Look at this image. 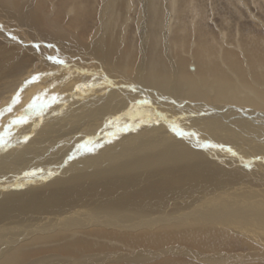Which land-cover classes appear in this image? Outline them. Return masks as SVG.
<instances>
[{
    "label": "rangeland",
    "instance_id": "rangeland-1",
    "mask_svg": "<svg viewBox=\"0 0 264 264\" xmlns=\"http://www.w3.org/2000/svg\"><path fill=\"white\" fill-rule=\"evenodd\" d=\"M16 1L17 0H0V18L1 17L3 18V19L2 18L0 19L1 20L0 21V110L4 111L0 113V195L1 196L8 194V192H13L15 190L19 191L22 189L34 190V189L41 188V187L51 189L53 188L52 186L56 185L60 181L67 180V182H71L74 179L73 178L74 175H76L74 176L75 179L78 180L80 176L84 177L83 175L86 174L85 175L86 178H81V179L85 180L89 177V179L95 182L99 181L98 179L96 180V177L98 175L107 176L108 174L110 175L112 173L114 174L110 175V177L118 176L120 178H126L129 173H134L133 175L135 177L136 176L139 177L141 176L140 173H138L140 168H143L144 166L151 167L153 163L157 161V159H160L161 155L167 154L168 152L170 153L175 150H179V153L182 156L186 158L188 156L189 157L188 159L192 158L194 159V161L195 159L201 160L204 163H206L208 167H214V169H218L219 171L221 170L222 176L226 177L227 181L232 180L231 182L234 186L233 187L234 195L233 194L232 195L235 200L233 199L234 200L233 204H231L232 206L230 205V207L233 208L234 211L236 210L235 211L236 214H234V216H237L241 224L243 223L244 225H241L240 231H238L236 229L234 230L231 227L225 228L221 224L219 225L214 224L212 220L207 221L205 219L204 223L203 222L200 223L199 221H198L199 223L197 222L199 226L196 224H195L196 226L195 225L183 226L184 228L179 226V234L176 235V238L173 237L171 239L167 237L166 238L167 240L163 242L145 240V239L139 238L138 240H136V242L134 241L131 244H128L127 240H125L128 237L124 238V236H128L127 235L128 233L130 234L133 232L131 231L127 232L124 230L122 232L118 230L117 233H111L112 235L107 233L108 236L107 234H105L98 238H91V239H94L90 241V243H92L90 245L91 247L88 246L89 241L87 240L86 242L85 238H80L78 236L79 238L76 237L77 238L76 239L75 236L70 235V234L69 235L59 234V235H56V237L57 236L59 237L58 239H56L55 237L56 241L49 239V240H45L46 242H44V238L41 237L42 234L45 235L43 237H46L48 234H49L48 236L50 237H53V235L55 236L56 231L61 229L58 225V226H55L52 232H49V231H43L40 233L35 232V235L34 233H31L27 237H24L22 239L23 241L21 240L19 245H22L25 242L20 247L22 249L26 248L25 253L23 251L22 252L23 256H21L20 258L21 260L19 259L14 264H25V263L26 264H36V263L37 264H48V262L49 264H264V219H262V217L264 216V157H262V155L264 156V141L250 139L249 135L241 132V130L234 131L235 130L234 128L232 129L229 128L225 131V133L219 134L217 133L218 129L217 130H213V129L205 130L203 128L202 129L199 128L196 130L192 128V126L190 125H189L190 127L189 126L187 127L186 125L181 126V124L177 123V121L179 120L177 118L176 119L174 118L175 116L174 114L176 112H174L175 110L174 111L171 110L173 109L171 108L172 103H169L168 105L166 103H163V104H166V106L163 108L164 110L159 108L161 109L160 114H163V117H165L166 119L168 118L170 122L167 120H163L164 122L159 120L160 121L159 122L156 119L157 116H155V120H157L158 123H156V126H155L154 125L155 123H153L155 120L154 121L152 120L150 121L152 122L151 123L152 125H151L150 123L146 122L147 119L149 118L151 119L154 117L149 112V110L148 112H146L147 110L144 109L143 105L137 106L136 103L138 102H136L134 98H130L132 100L122 99L123 97H127V96L121 93L119 94L118 91H114L111 88H110L111 91L109 90L107 92L103 91L104 93H102L101 91H100L101 93L98 92L97 96H100V97H96L97 98L96 100L93 98V96H90L88 92L87 94L83 93L82 95L84 97L81 96L82 99L79 97L80 98L78 99L79 102L76 101L75 103H70L72 102L71 100L72 98L68 99L65 102L63 101L64 99H59L58 97H56L57 95L51 92L49 93V95L48 94L44 95L43 91L45 92L48 91V89L44 87L45 83H47L49 79H52L51 81L53 82L54 77L55 79H57L59 76L62 75V73H65L64 71L68 70V68L64 70L65 69L64 67L68 66L69 65L68 63H73L72 62L73 60L78 59L80 61L79 63L87 65L85 62L88 59H87V55H85L81 50L83 48L82 44L89 42V40L92 39V37H94L95 32L98 30V27H99V21H98L99 17L98 16H99V10L101 8L102 1L101 0H32V4L30 5V8H31V12H33L34 17L31 18L32 20L31 23L34 24L33 22H35V25L37 27L36 30L34 29V26H31L28 24L27 25L23 24L24 25L23 26L20 22V25H19V23L17 22L18 20H16L17 18L14 15L16 13V15L20 17L19 12L16 11L17 9L15 10V7H12L14 5L13 3ZM201 1L203 2V5H205L204 7L206 9V14L209 19L208 26H209L210 31L206 34V36L210 40L217 39L218 42L219 41L222 42L221 36L219 34H220V29L222 27L221 23L224 17H227L230 24H232L230 25V28H231L230 34L225 39L226 43L225 41L223 43L224 44L223 46L225 48L227 47L228 49V47L238 45L239 43L240 44L238 45L240 46L239 49L243 48V50H245L247 44L251 43L252 41L251 39L258 38L259 40L260 39L264 40V0H243V1L242 0H201ZM140 6H141L140 0H134V11L130 12L131 15L129 14L130 16L129 22L126 23V30H125V38L127 39L128 42L130 43L132 42L136 52L140 51L139 48L141 47L142 44H144L140 36L139 30L136 27L138 25H136L133 22V21L136 22L135 13L137 14L139 13ZM8 7H10V9ZM253 17L257 18L260 22H258L257 20H254L255 18ZM37 18H40L39 20L40 22L37 21ZM41 19H42V24H41ZM8 21L9 22L11 21V23H9ZM38 23H40V25ZM54 23L56 24L57 28L59 27V29L51 26V25H55ZM5 30H6V33L11 36V38L10 37L7 38L8 35L6 37V34L4 33ZM14 30H16V32ZM23 31L27 33L24 32V35H23ZM50 34L53 36V38L52 36L50 37ZM16 37L20 39L21 41L20 44L19 43L16 44L13 40H11ZM28 38L31 42H36L35 47L30 45V43L28 42ZM14 45H16V47ZM243 46H245V48ZM239 49L238 50L236 49L238 58L241 62H243V65H247V52L244 51L245 53L241 54V50ZM263 50L264 49L261 48L260 51H263ZM57 53H59L60 55ZM44 54L45 55L47 54V55L45 56ZM242 55L244 56L245 59L243 58ZM137 56L139 58L140 53ZM49 57H57L58 59L63 60L64 63L63 64L54 63V60L49 59ZM94 62L90 64V67H93V65H95ZM65 63L68 65H66ZM30 64H32L33 66ZM190 64H193V63L190 62ZM38 65L39 67H37ZM59 65H61L62 67ZM57 67L58 68L60 67L59 70ZM54 68L56 70L52 71L51 69H54ZM47 71L48 72L52 71V72L48 73ZM87 71H90V70H87ZM38 73L42 74L39 80L35 81L33 84L30 85V83L27 82V79L30 77H33L34 75ZM44 73H47V75H43ZM108 74L110 75L114 73L108 72ZM131 74L134 75L133 73ZM69 79L70 78L66 79L65 81L69 82L68 81ZM65 81L63 82L66 83ZM100 82L101 81H99L98 79H95V80L92 79L91 83H93L92 84L93 86L91 85L90 89L89 87H87L88 90L95 89L96 87L99 88V86H102V82L101 83ZM140 86L145 88L143 85H140ZM56 89L57 91L61 92L60 90L61 87H55V91ZM123 90H126L128 92L127 89H123ZM18 93H20L19 102L16 104H12L13 97H15ZM109 93H110V96H108ZM128 93L131 94L130 92ZM50 94L52 97L50 96ZM101 96L102 97L105 96V97L102 98ZM130 96L131 95H128V97ZM37 97L40 98L39 100H36V103L38 105L37 109L34 108L33 111H28L32 109V108L29 109L28 105L30 104V102L34 100V98H37ZM53 97L54 98L56 97V98L52 100ZM209 97H207L208 100L206 99L204 100V102L212 104V98L210 97V100H209ZM100 98L101 100H99ZM105 98L107 100H105ZM112 98H115V99L112 100ZM137 98H139V96H137ZM86 99H88L89 102ZM50 100H51V104L49 106L51 107L46 108L45 103L46 102L49 103ZM55 100H57V102H55ZM93 100L97 101L95 102V105L93 103ZM82 101L84 102V104ZM67 102L69 103L67 104ZM96 103L98 104L97 106H99L97 108H95ZM121 103L123 107L122 105L120 106ZM59 104H61L62 107H59ZM87 104L89 105L87 106ZM9 105H12L11 111H7ZM153 105L155 106L154 103ZM63 106L64 107L66 106L67 110L63 108ZM107 106L109 107L107 108ZM113 106L115 107V109ZM147 106L151 107V104L148 102ZM80 107H82L83 109L81 108L82 109L81 110ZM139 107H142V108H139ZM88 108H89V111H88ZM244 108L252 109L253 107H251V105H247ZM75 109H77V111L79 110L80 113L81 112L82 113L80 114L79 112H76ZM258 109L259 110L261 109L260 111L264 112V107L260 106V108ZM74 110H75L76 116L78 115L80 117L74 116L75 117L74 118L72 117V115H70V114L75 115V113H73ZM141 115H142V118H141ZM20 116H26L27 122L18 123V124L12 123V121L15 118L20 117ZM81 116L83 117L86 116V120L88 121L84 120L85 118L82 120ZM116 116L117 117L119 116L121 119H119V117L117 118ZM172 117L177 121L173 120ZM56 118L57 120H55ZM130 118H132V120ZM59 121H61L60 122L61 124L57 125V123L59 124ZM100 121H102L103 123H99ZM113 122L119 125L120 129L118 126L114 127L115 123ZM127 122H128V126L124 125L125 123L127 124ZM104 123L106 124V127L108 125L107 130H106ZM122 123L124 124L122 125ZM196 123L197 122L195 121V124ZM246 124L250 127L249 129L255 134L257 133L256 130L258 131L260 130V127L259 128L257 127L259 126L258 122L255 123L250 120V121H246ZM92 125L94 126L92 127L94 130L92 128H90L91 130L88 129V127L89 126L91 127ZM95 125H97L96 126L97 128H95ZM99 125H101L103 128ZM142 125L145 127H143ZM148 125H150V127ZM48 126L50 128H47ZM228 126H232V125L228 124ZM98 127H100V129L102 128L103 130L102 129L101 131L100 129L98 130ZM148 127L150 128L148 129V131L152 129L153 132L152 131H150L151 133L147 132ZM235 127H239V126H235ZM116 128L119 129V132H117L118 130ZM96 129H97V132H96ZM114 129H116V132L118 134L115 132ZM31 131H34V132L36 131V133L31 132ZM84 131L87 136L84 134ZM98 131H100L99 134H97ZM169 131L171 134L169 133ZM212 131L215 133H213ZM138 132L141 135L138 134ZM158 132L160 133L162 132V133L160 134ZM259 132H262V134H264V128L263 130H260ZM83 134L85 135V137ZM183 134L184 136L185 135L187 136L183 137ZM14 136H16V139ZM102 136L104 137L102 138ZM25 137H27V139H25ZM61 138H63L62 141H61ZM70 138H72L73 140ZM23 139H25L26 141ZM22 141L23 143H21ZM29 145H30V148L32 149L34 148L33 150L35 154L30 150V148L28 147ZM227 146L230 148H228ZM224 149L225 151L227 150V153L226 152L224 153ZM229 149L233 151H229L228 153ZM22 150L23 152H21ZM167 150H170V151H167ZM208 150H210V152ZM138 152H141V153H138ZM32 154H34L35 158L33 157ZM203 156H205V158ZM258 156H259V159H258ZM67 158L71 160L68 162ZM22 159H25V160H22ZM35 159H38V160H35ZM86 161L91 162V163H87ZM48 166L52 168L50 169ZM126 166L128 169L126 168ZM72 168L74 169L72 170ZM47 170L49 172H45ZM118 170L122 171L121 174H120V171ZM56 172L57 173L59 172V173L57 174ZM81 172H83L82 175H81ZM90 174L92 176L95 175L96 177L95 176L92 177ZM173 174H177V173H173ZM235 175H236V178H235ZM137 177L133 181L135 183L129 187L132 190L131 192L132 193L134 192L133 196L135 197H139L137 195H141L140 194L141 192L139 194H136L135 192L136 190H134V187L137 188L138 186L140 187L142 186L141 188L137 189V191H139V189H144L146 186L145 185L146 181L140 183V181H142L143 176L139 177L138 179ZM102 178H99V179H102ZM203 178H201L200 180H202ZM74 182L72 181V183ZM131 182L132 181H128L127 183L130 184ZM149 183L150 182H148L147 180V185ZM212 183L215 188L213 187L212 184H208V183L205 185L204 184L201 185L202 186V187L200 186L201 189L199 188V191L201 192V194H203L202 191H204L205 189L207 190V192H205L206 190L204 191L206 193L205 196H207V198H210V196L212 197V195L216 196L214 195V193L223 189L221 187L222 185L220 186L217 183H214V182ZM45 185H48V186H45ZM5 186L7 187L5 188ZM238 187L240 189H238ZM118 188L119 187L108 190L110 194H112L110 195V197L111 196L121 197L124 195V190H122V188H119V189ZM244 191H245V194H243ZM163 192L164 191H161V192L159 191L160 194L158 193L155 195L156 198H154L155 201L153 203L152 202L146 203V201L144 202L141 201L140 203L142 202L143 203L140 208L139 207L136 208V206L140 205L139 201H135L133 199L132 201L128 202L129 205L133 207H126V204H125V207L118 206V207H115L114 210L112 211L110 209H105V208H103L102 210L100 209L101 219L105 218V217H102V216H105V213H106V216L108 214H109L108 216H115V217L123 216V215L126 217L129 216L131 220H134V226L136 227L134 231L142 232L145 234L147 233L150 234V232H153V228L154 230H156L157 228H159V226L168 227V225H171V224L179 225V223H181L180 220L183 219L184 216H187L188 218L186 219H188L187 221L190 222V218H189L190 214H187V212L186 213L183 212L185 210L184 207L174 206L175 202L171 204L170 201H166L165 203L164 201H160L161 197L163 196L162 194ZM217 193H220V192H217ZM165 196H169V195H165ZM192 197L193 195L190 196V198ZM190 198L188 196L187 200ZM239 198L243 201H246V203L244 202L243 204V201H242L241 202L242 204H241ZM157 201H160V202H157ZM235 203L236 205H234ZM251 210L253 211V213ZM180 212H183V213L179 216V218L175 219V217H170L172 218V221L168 223L165 222L166 224L165 223L162 224L158 222V225L156 226V225L148 224L150 222H145V224H148V226L149 225L150 226L144 227V224H141V225L137 224L138 226L135 225V220L137 222L140 221L141 220L140 217L147 216L146 219L150 221L151 219L156 218L157 214L164 216L166 213V214H170L169 216H171L172 214H173L172 216H175L176 214H179ZM12 215H14V213H12ZM210 217L211 219L214 220L212 215H210ZM246 217H249V218L247 219ZM251 217H253V219ZM244 220L246 221V224ZM8 221L9 220L5 221L3 224H6V222ZM217 221H220V220H217ZM27 222L28 224L32 223L31 221H26V223ZM7 224H12L14 225L15 228H9L8 232L3 231L2 235H5V236H11L17 232L19 233L21 231L20 229H23L22 226H25L24 224L21 225L20 222L16 223L15 221L8 222ZM202 224H204L203 225L204 227L201 226ZM207 225L208 226L210 225V227L214 226V228L217 229V232L221 234L220 235L216 234L217 236L216 235L214 236L215 233H213V231H209L207 229L208 228ZM243 226L245 227V229L255 234L260 233L261 242H258V241L255 242L254 240L250 239L247 234L245 235L243 233L244 231H242L241 229ZM114 229L115 228H113V230ZM67 231L68 230L64 229L63 232H67ZM118 234H119V237H118ZM38 235L39 237H41L39 238L40 240H38V238L33 240L34 238L32 237H36V236L38 237ZM81 240L85 242H82ZM27 241H29L30 243L29 242L26 243ZM26 244H29L30 246ZM17 245L18 244H16V246ZM71 248H73V250ZM5 254L7 253L3 252L2 245L0 242V262L5 258ZM141 254H145L147 256L146 259L145 258L138 259V255H141ZM216 255L219 256L220 260L216 258ZM29 256H31L33 259ZM22 260H24L23 263H22Z\"/></svg>",
    "mask_w": 264,
    "mask_h": 264
},
{
    "label": "bare ground",
    "instance_id": "bare-ground-1",
    "mask_svg": "<svg viewBox=\"0 0 264 264\" xmlns=\"http://www.w3.org/2000/svg\"><path fill=\"white\" fill-rule=\"evenodd\" d=\"M101 1H102L101 2V8L99 10V16H98L99 17V19H98V21H99L98 30L95 32L94 37H92V39L89 40V42L82 44L83 48L81 50L85 55H87L88 60L85 62L87 65L79 63L80 61L78 59L73 60L72 61L73 63H68L69 65L65 63L66 65H68V66L64 67L65 69L62 68L64 70H66L68 68V70L64 71L65 73H62V75L59 76L58 78L56 77L57 79H55V77H54L53 82L51 81L52 79H49V81H48L49 83L47 82L48 84L44 82L45 83L44 87L46 89H48V91H46V92L43 91L44 95H46V94L49 95V93L51 92V93H54L55 95H57L56 97H58L59 99H64L63 101H65V102L68 99L72 98L71 99L72 102H70V103H75L76 101L79 102L78 99H80L81 96H83L82 95L83 93L87 94V92H88V94L90 96H93V98L96 100L97 99L96 97H100V96H97L98 92L101 91L102 93H104L105 91L107 92L108 90L111 91L110 90V88H111L114 91H118L119 94L121 93V94L127 96V97H123V98L121 97L122 99L132 100L130 98H134V100L136 102H138V103H136L137 106L143 105L144 109L147 110L146 112H148V110H149V112L154 116L153 117L154 119L149 118L146 120V122H148L150 124L152 123L150 121L155 120V116L159 117V118L156 117V119L158 121L159 120L169 121L168 118L166 119L165 117H163V114H160V111H161V109H163L166 106V104L168 105L169 103H172L171 108H173V109H171V110H173V111L175 110L174 112L177 113V115H176V113L174 114L175 115L174 118L175 119L177 118L179 121L175 120L173 117L172 118H173V120L177 121L178 124H181V126L186 125L188 127L190 125V126H192V128H194L196 130L199 128L200 129L203 128L205 130L206 129L207 130H211V129L217 130L218 129L217 133H219V134L225 133V131L229 128L230 129L234 128L235 129V130L233 129L234 131L241 130V132L249 135L250 139L258 140V141H264V134H262V132H259L260 130H263V128H264V112L260 111L261 109L260 110L258 109V108H260V106L264 107V50L260 51L261 48L264 49V40H262V39L259 40L258 38L251 39L252 40L251 43H248L246 48H245V46H243L245 48V50H243V48L239 49V47H240V46H238V45H240L239 43H238V45L234 44L235 46L228 47V49H227V47L225 48L223 46L224 45L223 43H224V41L226 43L225 39L230 34V29H231L230 25H232V24H230L227 17H224L222 20V23H221L222 27L220 29V34H219L221 36L222 42H220V41L218 42L217 39L216 40L215 39L210 40L206 36V34L210 31L209 26H208L209 19H208L207 14H206V9L204 7L205 5H203V2L201 0H140L141 6L139 9V13L138 14L135 13L136 22L135 21H133V22L136 25H138L136 27L139 30L140 36H141L144 44H142L141 47L139 48L140 51L136 52L132 42L131 43L128 42L127 39L125 38L126 23L129 22L130 12L134 11V0H101ZM237 2H239V1H237ZM13 4L14 5L12 7H15V10L17 9L16 11H18L19 15H20V17H18L16 15V13L14 14L17 19L15 17L14 18L16 20H18L17 22L19 23V25H20V22L22 25L28 24V25L34 26V29L36 30L37 27L35 25V22H33L34 24L31 23L32 22L31 18L34 17L33 12H31V8H30V5L32 4V0H20V1L17 0ZM8 8L10 9V7H8ZM18 12H17V14H18ZM238 13H239V11H238ZM11 16H13V15H11ZM21 16H22V18H21ZM40 18H37V21H39ZM253 18H255V17H253ZM254 20H257L258 22H260L257 18H255ZM9 23H11V21ZM13 23H14V21H13ZM38 24L40 25V23H38ZM41 24H42V19H41ZM51 26L57 28L56 24L51 25ZM57 29H59V27ZM14 31L16 32V30H14ZM24 32L25 31H23V35H24ZM39 32H41V31H39ZM4 33L6 34V37H7L8 34L6 33V30L4 31ZM25 33H27V32H25ZM62 34H63V32H62ZM21 36H22V34H21ZM51 36L52 35L50 34V37ZM9 37L11 38L10 35H8L7 38H9ZM24 38H25V36H24ZM52 38H53V36H52ZM11 40H13L16 44H18V43L20 44V42H21L18 37L11 39ZM9 42H11V41H9ZM28 42L30 43L31 46L35 47L36 42H31L29 40V38H28ZM12 44H14V43H12ZM53 44H54V42H53ZM21 45H23V44H21ZM38 45H39V43H38ZM14 46L16 47V45H14ZM32 49H34V48H32ZM236 49L241 50V54L245 53L244 51L247 52V65H243V62H241L239 60ZM68 50H69V48H68ZM139 53H140V56L138 58L137 55ZM57 54H59V53H57ZM41 56H43V55H41ZM243 58H244V56H243ZM22 61H24V60H22ZM92 62H94L95 65H93V67H90V64ZM190 62L193 63L194 66H193V64H190ZM54 63H57V62L54 61ZM30 65H32V64H30ZM71 65H73V66H71ZM59 66H61V65H59ZM37 67H39V65ZM59 68H58V70H59ZM69 69H70V71H69ZM51 70L53 71L56 69L54 68ZM87 70H90V71H87ZM52 71H49V72L47 71V72L50 73ZM108 72L114 73V74H110V75H112V76H110L108 74ZM131 73H133L134 75H132ZM54 76H55V74H54ZM31 78L32 77L27 79V82L30 83V85L33 84L35 81L39 80V79L38 80H32ZM68 78H70L68 80L69 82H66L65 80ZM92 79H94V80L98 79L99 81H101L102 86H99V88L96 87L95 89L88 90L87 87H89V89H90V86L93 84V83H91ZM63 81H65L66 83H64ZM94 85H96V84H94ZM140 85H143L145 88L141 87ZM55 87H61V89H60L61 92L57 91V89L55 91ZM123 89H127L128 92H130L131 94H129L126 90H123ZM7 92H8V90H7ZM127 93H128V95H131V96L128 97ZM136 95L139 96V98H137ZM208 95L212 98V104L204 102V100H206V99L208 100V98H207V97H209ZM50 96H51V94H50ZM108 96H110V93ZM104 97H102V98H104ZM210 97H209V100H210ZM113 99H115V98H112V100ZM86 100L88 101V99H86ZM99 100H101V98ZM105 100H107V99L105 98ZM55 102H57V100H55ZM90 102H91V100H90ZM95 102H97V101L93 100L94 105H95ZM148 102L151 104V107L147 106ZM152 102L155 104V106L153 105ZM68 103L69 102H67V104ZM163 103H166V104H163ZM50 104H51V100L49 101V103L48 102L45 103V107L46 108L51 107V106H49ZM83 104H84V102H83ZM223 104H225V105H223ZM88 105L89 104H87V106ZM97 105L98 104L96 103L95 108L99 107ZM116 105H118V104H116ZM121 105H122V103L120 104V106ZM247 105H251V107H253V108L252 109L244 108ZM78 106H79V104H78ZM87 106H85V107H87ZM59 107H62V105L59 104ZM82 107H80V109ZM91 107H92V105H91ZM108 107L109 106H107V108ZM122 107H123V105H122ZM122 107H121V109H122ZM63 108H65L67 110L66 106L65 107L63 106ZM139 108H142V107H139ZM159 108H161V109H159ZM36 109H37V107H36ZM114 109H115V107H114ZM75 110H76V112L80 113L79 110L78 111H77V109H75ZM75 110L73 111V113H75ZM93 110H95V109H93ZM28 111H33V109L28 110ZM88 111H89V108H88ZM171 114H173V113H171ZM70 115H72V117H74V116H76V113H75V115H73V114H70ZM132 115H134V114H132ZM76 117H80V116L77 115ZM81 117H82V120L84 118H85L84 120H86V116L85 117L81 116ZM141 118H142V115H141ZM79 119H81V118H79ZM119 119H121V118L119 117ZM124 119H122V120H124ZM130 119L132 120V118H130ZM55 120H57V118ZM133 120H134V118H133ZM157 120H155L153 122V123H155L154 124L155 126H156V123H158ZM250 120L252 122H255V123L258 122L259 123V126H257V127L258 128L260 127V130L259 131L256 130L257 131L256 134L253 133L249 129L250 127L246 124V121H250ZM41 121H42V119H41ZM86 121H88V120H86ZM195 121L197 122L196 124H195ZM60 122L61 121H59V124L57 123V125H60L61 124ZM99 123H103V122L100 121ZM113 123H115V122H113ZM82 124H83V122H82ZM123 124L124 123H122V125ZM228 124L232 125V126H228ZM104 125L106 127L105 123H104ZM124 125L128 126V122H127V124L125 123ZM138 125H139V123H138ZM144 125H145V123H144ZM96 126L97 125H95V128H97ZM99 126H101V125H99ZM115 126L119 127V125H117L116 123H115L114 127ZM148 126L150 127V125H148ZM235 126H239V127H235ZM92 127H94V126L93 125L91 127L89 126L88 129H90ZM107 127H108V125H107ZM107 127H106V130H107ZM143 127H145V126H143ZM149 127L147 128V132H150V131L153 132L152 129L150 131H148V129H150ZM157 127H158V125H157ZM47 128H50V127L48 126ZM84 128H86V127H84ZM99 129H100V127H98V130ZM101 129H100V131H101ZM116 129L118 130L117 132H119L120 127H119V129L118 128H116ZM116 129H114L115 132H116ZM81 130H82V128H81ZM85 131H84V134H85ZM100 131H98L97 134H99ZM104 131H105V129H104ZM136 131H138V130H136ZM31 132H34V131H31ZM96 132H97V129H96ZM155 132H156V130H155ZM165 132H166V130H165ZM34 133H36V131ZM144 133H146V132H144ZM158 133H160V132H158ZM169 133H170V131H169ZM213 133H215V132H213ZM138 134H140V133L138 132ZM26 135H27V133H26ZM85 135H84V137H85ZM185 136H187V135H185ZM185 136L183 134V137H185ZM205 136H207V135H205ZM14 137L16 139V136H14ZM84 137H83V139H84ZM103 137L104 136H102V138ZM218 138H220V137H218ZM62 139L63 138H61V141H62ZM70 139H72V138H70ZM23 140H25V139H23ZM99 141H101V140H99ZM186 142H188V141H186ZM21 143H23V141ZM37 143H39V142H37ZM189 145H190V143H189ZM213 145H215V144H213ZM241 145H242V143H241ZM28 147L30 148V145ZM210 147H211V145H210ZM210 147H209V149H210ZM239 147H241V146H239ZM195 148H196V146H195ZM200 148H202V147H200ZM228 148H230V147H228ZM33 149L30 148V150L35 154ZM211 149H213V148H211ZM23 150L21 152H23ZM191 150H192V148H191ZM206 150H207V148H206ZM246 150H248V149H246ZM133 151H134V149H133ZM167 151H170V150H167ZM189 151H190V149H189ZM208 151L210 152V150H208ZM229 151H233V150L229 149L228 153H229ZM225 152L227 153V150L225 151V149H224V153ZM138 153H141V152H138ZM177 153H179V150H175V151H172L170 153L168 152L167 154L161 155L160 159H157V161H155L154 163L152 162L153 165L151 167H146L143 165L144 167L142 166L143 168L139 169L138 173H140V175L143 176L142 181H140V183L146 181V184H145L146 186L144 189H139V191H137V189L141 188L142 186L141 187L138 186L137 188L134 187V190H136L135 191L136 194H139L141 192L140 193L141 195H137L139 197L133 196L134 192L132 193L131 192L132 190L129 188L132 184L135 183L133 181H134V179H136L137 176L135 177L133 175L134 173H129L126 178H120L116 175H115L116 177H110V175H112L114 173H112L110 175L108 174L107 176H103V175L97 176L99 178L103 177L102 179H99L95 175L92 176L90 174L92 177L95 176L96 180L97 179L99 180L98 182L92 181L91 179H89V177L85 180L81 179V178H86L85 177L86 174L83 175L84 177L80 176V178L78 180L75 179L74 176H76V175H74L73 176L74 179L72 180L73 182L75 180L74 183H72V181L67 182V180H65V181H60L59 183L56 182L57 184L52 186L53 188H51V189L45 188V187L37 188L34 190L22 189L19 191L15 190L13 192H8V194H6L4 196L0 195V242L2 245L3 252L7 253V254H5V258L0 262V264H14L15 262H17L21 258V256H23L22 252L24 251V253H25L26 248L22 249L20 247L25 242L23 244L21 243L22 245H19V243L24 237H27L31 233H34V235H35V232H38V233L43 232V231L52 232V230L55 228V226H58V225L61 229L56 231L55 236L53 235V237H50V236H48L49 235L48 234L46 237H43L45 235L42 234L41 237L44 238V242H46L45 240H49V239L55 240L56 235H59V234H67V235L70 234V235L75 236V238L78 236L80 238H85L86 242H87V240L89 241L88 246H90L92 244V243H90V241L94 240L91 238H98V237H101L107 233H109V234L117 233L118 230H120L121 232L123 230L127 231V232H129V231L133 232L130 234L128 233L127 234L128 236H124V238L128 237L125 239V240H127L128 244H131L134 241L136 242V240H138L139 238L145 239V240H153V241L163 242V241L167 240L166 239L167 237L171 238V239L173 237L176 238V235L179 234V226L183 227V226H189V225L193 226L195 224L198 225L199 222L204 223L205 219L207 221L212 220L214 222V224H218V225L221 224L225 228L231 227L234 230L236 229V230L240 231L241 225H244V224L243 223L241 224V222L238 220L237 216H234V214H236L235 213L236 210L234 211V209L230 207V205L233 204V201L235 200L233 198V195H234L233 187L234 186L231 182L232 180L227 181L226 177L222 176L221 170L219 171L218 169H214V167H208L207 164L201 160L195 159V161H194V159H192V158L188 159L189 158L188 156L186 158V157L182 156L180 153L179 154H177ZM34 154H32L33 157H34ZM12 155H14V154H12ZM185 155H187V154H185ZM70 157H72V156H70ZM203 157L205 158V156H203ZM262 157H264V156L262 155ZM38 158H39V156H38ZM67 159H68L67 160L68 162L71 160L69 158H67ZM258 159H259V156H258ZM22 160H25V159H22ZM35 160H38V159H35ZM34 161H33V163H34ZM45 161H46V159H45ZM86 162H85V164H86ZM38 163H39V161H38ZM87 163H91V162H87ZM40 164H41V162H40ZM81 164H82V162H81ZM85 164H83V165H85ZM88 167H90V166H88ZM126 168H127V166H126ZM73 169L74 168H72V170ZM41 170H42V168H41ZM52 170H54V169H52ZM57 170H59V169H57ZM88 170H90V169H88ZM87 171H86V173H87ZM118 171H120V170H118ZM229 171H231V170H229ZM45 172H49V171L47 170ZM68 172H69V170H68ZM121 172L122 171H120V174H121ZM82 173L83 172H81V175H82ZM91 173H92V171H91ZM173 173H177V174H173ZM141 176H139V177H141ZM139 177H137V179ZM203 177H205V178H203ZM201 178H203V179L200 180ZM235 178H236V175H235ZM21 180H23V179H21ZM147 180H148V182H150L148 185H147ZM152 180H153V182H152ZM128 181H132L133 183L131 182L130 184H128L127 183ZM212 182L217 183L220 186L222 185L221 187L223 189L220 191H217L220 193L215 192L214 195H216V196L212 195V197L210 196V198H207V196H205L206 195L205 192H207V190L205 189L206 191L205 190H204L205 192L202 191L203 194H201V192L199 191V188L201 185H203V184L205 185L207 183L213 185ZM99 183H101V184H99ZM45 186H48V185H45ZM115 186L122 188V190H124L123 196L119 197L116 195L117 197H113V196L110 197V195H112V194H110V192L108 190L116 188ZM6 187L7 186H5V188ZM213 187H214V185H213ZM259 187H260V185H259ZM238 189H240V188L238 187ZM147 190H149V191H147ZM159 191L160 192L164 191L162 193L163 196L161 197L160 201H164V203L166 201H170L171 204H173L175 202L174 206L184 207L185 210L184 211L182 210V211L185 213L187 212V214H190V216H189L190 222L187 221L188 219H186L188 217L184 216L183 219L180 220L181 223H179V225L171 224V225H168V227L167 226L166 227L165 226H162V227L159 226V228H157L156 230H154V228H153V232H150V234H148V233L145 234L142 232H135L134 231L136 229V227L134 226V220H131L129 218V216L126 217L123 215V216L115 217V216H108L109 214L106 216V213H105V216H102L105 218L101 219L100 209L102 210L103 208H105V209H110L112 211V210H114L115 207H118V206H120V207L124 206L125 207V204H126V207H133V206L129 205V203H128V202L132 201L133 199L135 201H139L140 205L136 206V208L137 207L140 208L144 201H146V203H150V202L153 203L155 201L154 198H156L155 195L158 194ZM236 191H237V189H236ZM106 193L108 196L106 195ZM187 194H189V195H187ZM239 194H241V193H239ZM239 194H237V195H239ZM243 194H245V191L243 192ZM165 195H169V196H165ZM172 195H174V196H172ZM191 195H193L192 198H190ZM105 196H107V197H105ZM188 196L190 199L187 200ZM251 199H252V197H251ZM249 200H250V198H249ZM256 200H258V199H256ZM141 201H143V202L140 203ZM160 201H157V202H160ZM242 201L243 200L240 199V203ZM244 202L246 203V201H243V204H244ZM249 203H248V205H249ZM234 205H236V203ZM237 205H239V204H237ZM246 205H244V206H246ZM258 206H259V204H258ZM247 207H245V208H247ZM160 209H161V207H160ZM243 209H244V207H243ZM240 210H241V208H240ZM261 210H263V209H261ZM143 211H145V210H143ZM152 211H151V213H152ZM183 212H180L179 214H176L175 216H172L173 214L171 216H169L170 214H166V213L164 216L157 214V217L154 216L156 218L151 219L150 221L146 219L147 216L140 217V219H141L140 221L137 222L135 220V225L138 226L137 224H140V225L144 224V227H146V226L149 227L150 225L148 226V224H151V225L157 226L158 222L162 223V224L165 222L166 223L171 222L172 218H170V217H175V219L179 218V216ZM245 212H247V211H245ZM12 213H14V215H12ZM252 213H253V211H252ZM256 213H257V211H256ZM262 213H263V211H262ZM262 213H261V215H262ZM210 215L213 216L214 220L211 219ZM263 217H262V219H264ZM246 218L248 219L249 217H246ZM251 218L253 219V217H251ZM7 220H9L8 222H11V221H15L16 223L20 222L21 225L24 224L25 226H22L23 229H20L21 231L19 233L17 232L11 236H5V235H2L3 231L8 232L9 228H15L14 225L7 224L8 222H6V224H3ZM217 220H220V221H217ZM26 221H31L32 223L28 224V222L26 223ZM145 222H150V223L145 224ZM258 222H260V221H258ZM245 224H246V221H245ZM250 224H251V222H250ZM203 225L204 224H202L201 226H203ZM25 227L28 231L25 229ZM113 228H115L116 230L115 229L113 230ZM64 229L68 230V231L63 232ZM207 229L209 231H213V233H215L214 236L216 234L217 235L221 234V233L217 232V229L214 228V226L210 227V225H209ZM241 229H242V231H244L243 233L245 235L247 234L250 239L254 240L255 242L256 241L261 242V234L260 233L255 234V233L245 229L244 226ZM228 232H229V230H228ZM12 236H14V237H12ZM60 236H62V235H60ZM107 236H108V234H107ZM41 237H39V235H38V237L36 236V237H32V238H34L33 240H35L37 238H38V240H40L39 238H41ZM118 237H119V234H118ZM118 237H117V239H118ZM58 238L59 237L57 236L56 239H58ZM122 238H123V236H122ZM85 241H82V242H85ZM28 242L29 241H27L26 243H28ZM16 244H18V245L16 246ZM26 245H29V244H26ZM71 249L73 250V248H71ZM87 249H88V247H87ZM75 251H76V249H75ZM35 255H36V253H35ZM29 257H31V256H29ZM146 257L147 256L145 254L138 255V259H144V258L146 259ZM216 258L218 260H220L218 255H216ZM23 261L24 260H22V263H23ZM93 261H91V262H93ZM30 263H31V261H30ZM48 264H49V262H48Z\"/></svg>",
    "mask_w": 264,
    "mask_h": 264
},
{
    "label": "snow or ice",
    "instance_id": "snow-or-ice-1",
    "mask_svg": "<svg viewBox=\"0 0 264 264\" xmlns=\"http://www.w3.org/2000/svg\"><path fill=\"white\" fill-rule=\"evenodd\" d=\"M49 59H52V60H54L55 62H57V63H59V64H63L64 63V61L63 60H60V59H58L57 57H49ZM42 74H36V75H34L31 79L32 80H38L39 78H40V76H41ZM43 75H47V73H44ZM40 98L39 97H37V98H34V100L32 101V102H30V104L28 105V107L29 108H32V109H34V108H36V107H38V105H37V103H36V100H39ZM55 98L53 97V100H54ZM19 102V93L15 96V97H13V100H12V104H16V103H18ZM11 107H12V105H9L8 106V111H11ZM3 112V110H0V113H2ZM27 122V117L26 116H20V117H17V118H15L13 121H12V123H26ZM25 139H27V137H25Z\"/></svg>",
    "mask_w": 264,
    "mask_h": 264
}]
</instances>
